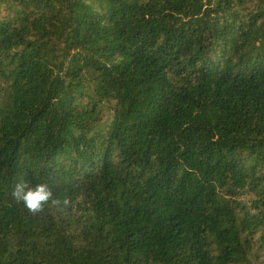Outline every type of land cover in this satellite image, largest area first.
<instances>
[{
  "label": "trees",
  "instance_id": "trees-1",
  "mask_svg": "<svg viewBox=\"0 0 264 264\" xmlns=\"http://www.w3.org/2000/svg\"><path fill=\"white\" fill-rule=\"evenodd\" d=\"M0 10V264H264V0Z\"/></svg>",
  "mask_w": 264,
  "mask_h": 264
},
{
  "label": "clouds",
  "instance_id": "clouds-1",
  "mask_svg": "<svg viewBox=\"0 0 264 264\" xmlns=\"http://www.w3.org/2000/svg\"><path fill=\"white\" fill-rule=\"evenodd\" d=\"M12 195L33 215L42 213L46 205L59 206L61 204V201L53 197V192L46 183L33 187L25 181H20L14 186ZM63 205L67 206L68 201H63Z\"/></svg>",
  "mask_w": 264,
  "mask_h": 264
},
{
  "label": "rangeland",
  "instance_id": "rangeland-1",
  "mask_svg": "<svg viewBox=\"0 0 264 264\" xmlns=\"http://www.w3.org/2000/svg\"><path fill=\"white\" fill-rule=\"evenodd\" d=\"M0 12H1V15H2V14H3V15L5 14V11H4V10H0ZM110 117H111L110 112H109L108 110H106V111H105V114H104V120H105V121H108V120L110 119ZM255 255H257L258 258H256ZM255 255H253V256L251 257L252 264H258V263H259V261L261 260V257H262V252L259 251V250H256V251H255Z\"/></svg>",
  "mask_w": 264,
  "mask_h": 264
}]
</instances>
